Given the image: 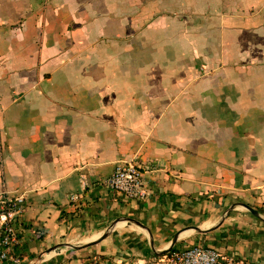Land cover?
<instances>
[{
	"label": "crops",
	"instance_id": "1",
	"mask_svg": "<svg viewBox=\"0 0 264 264\" xmlns=\"http://www.w3.org/2000/svg\"><path fill=\"white\" fill-rule=\"evenodd\" d=\"M129 161L145 200L104 185ZM3 194L25 199L19 264L144 260L175 235L264 264V0H0Z\"/></svg>",
	"mask_w": 264,
	"mask_h": 264
},
{
	"label": "built area",
	"instance_id": "2",
	"mask_svg": "<svg viewBox=\"0 0 264 264\" xmlns=\"http://www.w3.org/2000/svg\"><path fill=\"white\" fill-rule=\"evenodd\" d=\"M110 190L124 195L126 198L141 201L148 198V190L143 171L136 162H118L112 174L104 181ZM76 196L70 200L75 201ZM25 207L23 195L11 196L3 194L0 198V264L10 261L19 264L20 260L15 251L19 243L17 222L22 216ZM112 264H247L242 260L223 258L218 252L201 246L171 251L164 255L153 256L137 261H118Z\"/></svg>",
	"mask_w": 264,
	"mask_h": 264
},
{
	"label": "water",
	"instance_id": "3",
	"mask_svg": "<svg viewBox=\"0 0 264 264\" xmlns=\"http://www.w3.org/2000/svg\"><path fill=\"white\" fill-rule=\"evenodd\" d=\"M240 206L246 208V209H247L248 211H250L252 214L258 216V214H257V213H256L251 207H249L248 205H246V204H240ZM105 237H106V235H103L102 238H105ZM176 239H177V235L174 236V238H173V240H172V242H171L170 247H169L167 250H165L163 253L159 254V256H160V255H164V254L170 252V251H171V248L173 247V245H174L175 242H176ZM93 244H94V243H91L90 245H93ZM56 249H57V247H54L52 250H56Z\"/></svg>",
	"mask_w": 264,
	"mask_h": 264
}]
</instances>
